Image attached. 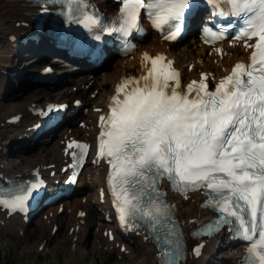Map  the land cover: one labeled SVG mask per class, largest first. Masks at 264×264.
Segmentation results:
<instances>
[{"label": "snow or ice", "instance_id": "obj_1", "mask_svg": "<svg viewBox=\"0 0 264 264\" xmlns=\"http://www.w3.org/2000/svg\"><path fill=\"white\" fill-rule=\"evenodd\" d=\"M209 2L215 15L243 19L244 26L235 39L245 41L246 47H254L251 64L237 63L214 92L208 90L206 75H202L199 82L193 81L181 94L176 90L179 74L162 68L159 77L153 76L163 57L150 58L151 82L149 77H144V88L133 89L123 100L114 98L108 127L101 132L99 153L110 158L108 162L120 183L135 188L143 182L140 195L134 198L136 202L123 198L119 218L126 227L146 228L153 233L162 257L168 258L162 264H174L183 256L169 206L160 200L157 187V180L165 176L174 184L191 186L193 190H210L215 200L204 206L218 216L209 231L221 226L231 230L238 225L243 238L250 241L248 251L253 259L248 264H264V210L261 208L264 205V0ZM64 3L66 10L82 13L79 21L85 27L101 23L95 13L87 11L88 0H64ZM222 4L229 8L220 7ZM122 5L118 20L105 31L127 34L136 27L141 9L149 12L154 26L159 28L167 22L159 14L161 6L167 5L163 10L168 18L178 19L190 7V0H122ZM209 34L215 39L222 38L216 31L209 30ZM175 35L171 33L166 38L174 39ZM253 38H258V42L248 44ZM169 79L176 82L170 94L165 91ZM127 83L118 87L117 97ZM192 93L194 98H190ZM100 120L103 127L105 118ZM74 144L69 143L67 147L70 149ZM75 147L84 146L75 144ZM112 179L110 176V184ZM37 187L32 184L24 195L0 198V206L12 211L23 209ZM121 191L126 193L129 187ZM145 198L149 203L142 209L139 202ZM258 213L259 238L254 240ZM200 247L193 252L199 255Z\"/></svg>", "mask_w": 264, "mask_h": 264}, {"label": "bare ground", "instance_id": "obj_2", "mask_svg": "<svg viewBox=\"0 0 264 264\" xmlns=\"http://www.w3.org/2000/svg\"><path fill=\"white\" fill-rule=\"evenodd\" d=\"M94 1L98 2L103 11L108 15L114 14L118 10V5L111 0ZM34 11L35 8L27 0H0V35L6 39V46L4 48L0 47V107H3V109L0 108V116L5 117L4 123H1L4 126L7 124L18 126L20 123H14L10 120L16 116L33 114L35 109L41 106V104L46 105L53 102L52 93L42 88L37 89V91L35 90V94L29 98L20 96L17 103H15L16 99H14V102H1L4 96L6 99L10 95L17 94L14 92L16 85L8 80H13L11 73H17V79L26 74V70L16 69V63L21 51L24 49L29 50L32 46V49L36 51V48L46 42L44 40L41 45L30 42L33 45L29 44L26 46L19 41V36H23L22 38L24 39L33 34L34 28L32 22L30 21L26 25L23 23L29 19V14ZM149 33L144 41L140 42L137 48L125 57L106 60L100 66H80L79 69L84 68L85 74H79L76 77L64 75L62 82H64V85L66 83L67 86H64L63 90L61 89L62 91H60L56 102L67 103L69 105L68 117L59 126L34 139L35 145L38 142L41 143L43 137L53 135L50 140L45 139L35 151H23L22 147L17 148V152L19 151V155L21 154L18 159V168H15L10 161H4L1 157L0 177L5 175V178H8L13 174L16 177H27L34 172L45 175L50 174L51 170L55 169V166L60 162L68 164L65 139L70 135H75L83 140L90 141L93 138V133L97 131L96 124L99 113L95 112V108L101 105L103 106L101 113H106L105 108L108 101L114 95L116 86L128 77L145 74L152 64L150 58L164 54V57L162 56L163 60H161L162 64L170 62V69L178 70L180 73L179 81L200 80L202 78L201 73H206L210 80L217 83L231 71L235 64L246 61L249 58L251 49V47L245 46V42L238 41H226L212 46H205L200 39L194 36H192V40L189 43H184L188 37L181 42L172 43L163 39L154 31L150 30ZM15 36L16 40L14 39ZM247 43L250 44V42ZM47 52L51 53L50 50ZM40 53L41 51L37 50L38 56L36 55L37 57L35 56L29 62L30 64L27 62L28 65L25 67L27 70L29 68H34L35 70L46 68L47 63L36 59L41 57L39 56ZM52 63L53 68L57 67V72L53 79V82L57 83L60 73L66 72L63 67L67 63L65 60L58 59H52ZM106 63L108 67L104 66ZM92 73L93 75H91ZM69 83L72 86H69ZM72 98L82 99L84 104L83 110H79L73 115V109L76 107L73 103L69 102ZM36 99L41 102H35ZM35 123L28 124L20 135L26 137L31 135L33 132L30 126ZM2 140L0 137V152L7 150L6 142ZM24 143L27 142L24 141ZM51 144L58 145L60 153H56L57 155L51 154L49 151ZM101 170L102 164H94L91 159L84 166L78 182V188L74 195L54 205H50L40 219L38 218L39 215H35L29 218V221H25L23 217L20 218L17 215H10L9 213L0 211L1 222H4L5 225L7 224L9 229L16 230L19 233L22 232L25 235L30 230L31 232H35L34 227L29 229L30 225L32 224L33 226L34 223L36 224L41 220L43 225L50 229L51 237H54L61 229L60 227H63L66 222H72L73 233L71 235L72 240H74L73 248L76 253H79L83 250V241L89 230L88 222L91 219L94 222L92 226L96 232L95 234L97 232L101 233L100 236L106 234L105 240L109 248L119 247V257L125 258L128 256L134 264H146L148 258L152 260L151 264H160L161 254L149 237L137 233L132 235L138 236L146 247L147 254L136 253L130 245V236L124 235L117 230V227L110 219L111 212L109 207L105 205V208H103L100 205L99 194L104 185V182L100 178ZM94 188H96V195L92 193ZM203 202L204 196L202 192H196L189 196H182L176 193L171 194L172 208L181 219L180 224L187 241V259L184 264H243L247 246L233 242L229 233L223 231L211 238H203L201 240L190 236V233L210 216V212L202 207ZM83 207L87 208L86 216L80 215L81 208ZM60 208H63L62 212H60ZM55 226L58 229L55 231V234H52ZM198 245H202L199 255L193 252V249ZM123 247L124 253L121 252V248ZM74 262L71 260L70 264H74Z\"/></svg>", "mask_w": 264, "mask_h": 264}, {"label": "rangeland", "instance_id": "obj_3", "mask_svg": "<svg viewBox=\"0 0 264 264\" xmlns=\"http://www.w3.org/2000/svg\"><path fill=\"white\" fill-rule=\"evenodd\" d=\"M192 36L188 37L185 42H191ZM30 44V43H29ZM30 45H33L30 44ZM41 45V44H40ZM6 46V39L0 35V47ZM33 48V46H32ZM32 48H29V50L24 49L21 51L20 56L18 57V62L16 63V69L19 70H26V74L24 76H20L18 79L17 73L14 76L16 78L14 81L11 79V83H14L16 87L14 88V92L17 93L15 95H10L5 99V96L3 98V101L1 102H18L20 99L19 97L29 98L35 94V90L37 89H44L50 93H52V101L56 102V99L58 95L60 94V91L63 90L64 86H67V84L64 82V75L69 77H76L79 74L84 73V68L79 69L72 68V64L67 63L63 67V69L66 72L60 73V78L57 83L51 82V81H40L36 78L35 73L39 72V68L35 70L34 68L27 70L25 68L29 62H31L32 59L37 55V50L41 51L39 54V58H36L37 60L41 62H45L48 65L46 67L51 68V71L55 74L57 72V67H52V53H48L47 51L50 50V48H53L50 43H43L42 46L36 48L37 50H33ZM41 49V50H40ZM195 51V49L193 48ZM52 50H50L51 52ZM210 54V52H208ZM38 56V55H37ZM36 56V57H37ZM210 56V55H208ZM57 59V58H56ZM214 61V60H213ZM28 62V63H27ZM30 64V63H29ZM104 64V66H106ZM111 65V63H110ZM103 66V67H104ZM108 67V66H106ZM42 68V67H41ZM46 68H43L41 70H45ZM76 69V70H75ZM85 74V73H84ZM93 75V73L91 74ZM6 84H8L6 82ZM69 86H72V84H68ZM77 87V86H74ZM62 89V90H61ZM77 92V91H76ZM76 100V98H72L69 100L70 103H73ZM82 100V99H81ZM35 102H41L40 100H37ZM97 107L102 108L103 106L98 105ZM3 109V107H0ZM84 108V104L82 107L78 108L77 111H81ZM75 108L73 109V111ZM96 113H101V111H95ZM4 116H0V137L3 139L2 141L6 142L7 145V152L6 154H1L7 161H10L12 165L15 168L19 167L18 159H19V151L17 152V148L22 147L21 149L23 151H35L40 144L45 141V139H49L53 136L52 134L47 137L42 138V142H38L34 145V143H24L23 139L26 140L20 133L24 128L27 127L28 124H32L34 122V115L33 114H26L21 117L20 124L18 126H11L10 124H7L4 126L1 123H4ZM3 120V121H2ZM94 137V133H93ZM17 143V144H16ZM10 144L11 147H10ZM49 151L51 154L60 153V149L58 145H50ZM26 153V152H25ZM31 153V152H30ZM49 153V152H48ZM23 155V154H22ZM57 155V154H56ZM1 158V157H0ZM64 163V162H63ZM62 162L58 163L55 166L54 174H52L50 177V180H53V182H56L59 178L63 177L65 173H62L61 170ZM105 171L101 170V181L104 180ZM48 178V177H46ZM49 180V179H48ZM55 180V181H54ZM94 195H96V188H94V191H92ZM103 208H105V205L101 202L100 204ZM109 207V205H106ZM84 208V209H83ZM81 208L82 211L87 212V208L83 207ZM0 211H2L0 209ZM47 210L44 209L40 213H44ZM5 212V211H2ZM6 213V212H5ZM42 214L38 217L41 218ZM1 217V213H0ZM93 220H89V230L86 234V237L83 241V250L79 253L75 252L74 247V240H72V233H73V227H71L72 222H66V226L60 227L61 229L57 232V234L54 237H51V231L49 228H46L43 223L38 221V223H34L30 225L29 229H32L34 227L35 232H31V230L26 233L25 235L21 232H17L16 230L9 229L8 225L4 222H1L0 220V264H70V261H75L74 264H134L131 262V258L126 256L125 258H121L118 256L119 253V247L115 246L113 248H109L107 245V242L105 240L106 234L104 236H100L101 233L94 231ZM7 226V227H6ZM55 231H52V234H55ZM94 234V235H93ZM103 237V238H102ZM130 245L132 248H134V251L138 254H147L146 247L141 242L139 237H130L129 238ZM46 248V249H44ZM85 249V250H84ZM121 252L124 253V250L121 249ZM81 253V254H80ZM84 255H83V254ZM151 259L148 258L146 261V264H151Z\"/></svg>", "mask_w": 264, "mask_h": 264}, {"label": "water", "instance_id": "obj_4", "mask_svg": "<svg viewBox=\"0 0 264 264\" xmlns=\"http://www.w3.org/2000/svg\"><path fill=\"white\" fill-rule=\"evenodd\" d=\"M35 75V74H34Z\"/></svg>", "mask_w": 264, "mask_h": 264}]
</instances>
